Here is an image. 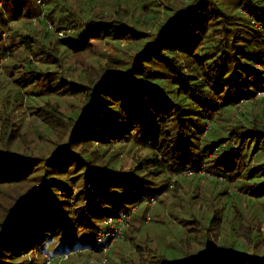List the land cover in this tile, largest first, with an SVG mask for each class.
Wrapping results in <instances>:
<instances>
[{"label":"trees","instance_id":"1","mask_svg":"<svg viewBox=\"0 0 264 264\" xmlns=\"http://www.w3.org/2000/svg\"><path fill=\"white\" fill-rule=\"evenodd\" d=\"M34 1L0 0V58L7 55L3 33L8 45L16 35L24 48L36 45L56 67L67 52H89L92 41L106 40L114 52L79 79L51 77L50 71L41 75L28 60L21 67L30 69L33 82L44 78L47 86L53 84L43 102L20 96L18 88L27 87L23 71L15 83L0 79L6 87L15 84L9 87L16 88L13 100L28 99L29 117L45 133L33 134L23 116L18 128L14 104L0 114V195L32 183L8 204L0 198V263L7 258L20 264L14 261L34 250L42 256L98 252L95 235L103 220L137 205L147 212L149 200L157 199L172 177H178L174 183L196 178L191 175L204 167L221 177L215 179L236 184L248 173L264 196V126L237 114L240 103L264 91V0H111L104 7L85 6L82 27L71 21L75 12L64 0H55L42 12L44 18L33 12ZM96 11L104 13L88 15ZM32 17L42 27L45 19L52 21L51 29H63L56 23L64 20L73 32L52 39L44 31L36 43L25 20ZM16 22L23 33L7 27ZM60 41L62 49L56 45ZM67 100L71 112L62 110L69 109ZM126 158L131 160L127 168ZM158 181L163 183L156 187ZM212 213L200 218L208 226L219 218L213 208ZM205 244L166 264H264V256L214 251Z\"/></svg>","mask_w":264,"mask_h":264},{"label":"rangeland","instance_id":"2","mask_svg":"<svg viewBox=\"0 0 264 264\" xmlns=\"http://www.w3.org/2000/svg\"><path fill=\"white\" fill-rule=\"evenodd\" d=\"M64 2L75 12V18L71 19V21L76 20L79 26L82 27L86 20L85 14L82 12L85 6L98 4V7L100 5L104 7L111 0H64ZM33 4V12L39 14L37 17L44 18L43 13L45 15L46 12H49L50 8L55 4V0H36ZM166 4H169V2H166ZM105 11L111 12V9L109 8ZM94 13L104 12H90L88 15L91 17ZM36 18L25 19L32 26L31 34L34 36L36 43L39 42L38 40H42L44 31L51 33L53 37L50 36V38L52 39L66 37L73 32L71 25L67 22L64 23V20L61 23L62 25L56 23V26H63V29H51L52 21L45 19V26L42 27L36 21ZM55 21L57 22V20ZM20 25L22 27V23L16 22L7 25V27H17L19 34L24 32ZM253 26L257 28L255 23H253ZM17 36H15L14 43L11 45H8L9 42L5 39V33L1 36L7 55L0 58V79L6 77L9 82L15 83L14 77L20 76V71H23V77L27 80V87L25 90L18 88L20 96H36L39 102H43L46 99L49 94H43L52 90L53 84L47 86L48 81H44V78L33 82L35 78L30 77L31 75L28 74L30 69L21 67L22 65L27 66L28 60L34 65V70L40 72L41 75L45 71H50L55 72L51 77L57 75L67 79L72 75L79 79L84 71L88 75L91 74L92 68H94L91 66L92 64L99 61H108L110 55L114 52L106 40L92 41L89 52L73 53V55L67 52L61 60V66L56 67L46 62V56L40 54V49L36 45H32L28 49L24 48ZM50 38L48 36V39ZM56 45L62 49V45L65 44L60 41ZM14 49L17 52L12 54ZM41 75H37V78ZM13 85L15 84H10L9 87ZM9 87L0 82V114L5 116L9 112L10 105L13 106L12 104H14L12 116H14V122L16 121L18 128L21 122L20 118L23 116L24 124L27 123L30 129L33 127V134H38L39 132L40 135H45L43 129L38 131L37 121L33 117H29L32 116L33 108L26 104L28 99L23 97L25 103L23 99L13 100V94H17L16 88H11L12 91H9ZM254 97L252 101L240 103V108H237V114H246L250 118H256L257 124H263L264 126V91H259ZM76 99L71 104L74 108L79 105V99ZM63 103L69 109L65 110L62 108V110L71 112L69 100L63 101ZM250 103L253 105L251 106ZM228 114L231 118L235 116L233 110L229 111ZM206 127L208 129V123ZM33 134H31L32 137H38ZM230 144H233L232 140ZM250 149L247 151L248 158H250L251 154ZM251 158L254 157L252 156ZM130 163L131 160L126 158L123 165L127 168ZM251 167V165L248 166V168ZM192 176H196V178H189L186 181L179 179L176 183L174 181L178 177H172V181L166 182L167 187L163 188L157 199L154 198V202L151 199L149 200L147 204L150 210L147 212L143 213V209L141 210L139 205L132 207L128 211L130 215L127 226L123 228L122 236L114 242L110 249L98 252L89 250L68 252L70 253L68 260L77 264H96L98 258L104 254L106 262L103 264H166V262H172L196 253L199 248L203 249L206 242H210L209 245H212V250L214 251H222L223 249L230 253L238 250L264 256V196L262 197L258 180L252 179L246 173L241 184L230 183L228 180L220 181L217 179L221 177L211 175L209 172L206 173L205 167L204 170L201 169L199 173ZM35 183L38 182L35 180ZM162 183V181L156 182V187L161 186ZM171 183L173 184L172 187H170ZM30 185L8 187L9 196H5L8 193H3L0 195L1 201L5 204L14 201L15 197L13 196L22 193V188ZM212 208L213 211H216L219 218L208 226L207 220L203 221L200 218H204L206 215L210 217L213 214ZM222 208L224 211H222ZM235 208H238L239 211H234ZM193 217L197 218V220L193 219L190 221ZM102 224L104 225L103 228L108 226L107 218L103 220ZM97 233L98 231L96 235ZM180 238L185 245L180 241ZM187 241L191 243L186 245ZM53 246L51 244L47 246L46 254ZM44 258V264H65V262L60 261L59 255L42 256L36 250L23 255L14 262L18 263L19 261L21 262L20 264L36 263L42 262ZM2 260L3 262L0 264H12L8 263L10 260L7 258ZM230 261L228 263L223 261L221 264H234L233 262L230 263Z\"/></svg>","mask_w":264,"mask_h":264},{"label":"built area","instance_id":"3","mask_svg":"<svg viewBox=\"0 0 264 264\" xmlns=\"http://www.w3.org/2000/svg\"><path fill=\"white\" fill-rule=\"evenodd\" d=\"M187 173L192 174V172L190 171H188ZM151 201L154 202V199L151 198ZM129 215L130 212H127V213H122L114 218L111 217L107 218L108 226H105L103 229L98 231L97 235H95L96 236L95 240L96 243L99 244L100 250L107 251L113 246L114 242L122 236L123 228L127 226ZM69 254L70 253H63L59 255L60 261L65 262V264H77L75 262H71V260H68ZM105 262H106V257L103 254L98 258L96 264H103Z\"/></svg>","mask_w":264,"mask_h":264}]
</instances>
